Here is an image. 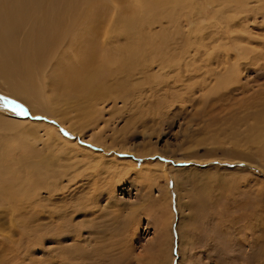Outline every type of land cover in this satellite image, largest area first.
Segmentation results:
<instances>
[{
  "label": "rangeland",
  "instance_id": "1",
  "mask_svg": "<svg viewBox=\"0 0 264 264\" xmlns=\"http://www.w3.org/2000/svg\"><path fill=\"white\" fill-rule=\"evenodd\" d=\"M248 6L253 12L241 19L249 27L243 28L246 35L253 39L246 41L247 51L241 55L247 61L239 58V63L236 55L231 56L239 76H244L241 82L250 79L252 91L232 90L227 96L222 92L217 99L218 94L208 92L216 78L208 79L205 88L199 82L200 75L209 71L208 63L182 87L172 86L168 70L159 76L165 88L151 78L137 77L127 84L126 96L112 93L103 101L104 87H93L98 102L82 111L91 117L68 110L64 114L70 122L61 124L62 131L56 124L60 136L75 133L78 150L66 158L71 161L65 167L70 173L54 178V183L48 179L53 190L41 188L33 202H16L24 203L16 210L1 200L0 264H71L65 255L78 245L84 256L74 258L73 264H264V141L260 148L249 138L264 131L249 128L264 108V71L258 69L264 63V46L258 42L264 40V11H258L256 0ZM211 9L215 16L216 9ZM110 11L108 24L116 13ZM198 12L192 13V36L200 34L199 23L210 22L208 12L200 8ZM150 13L141 17L153 19L146 24L151 20L152 28L159 30L161 24ZM169 28L175 54L179 48L175 47L184 41L176 33L179 27ZM212 35L206 41L215 44ZM218 46L201 50L215 55L222 49ZM253 48L263 56L256 57ZM195 49L191 43L186 64L193 60ZM78 62L84 76L77 84L93 81V61L80 57ZM216 73L219 76L217 69ZM9 82V76L0 75L2 109L29 112L20 98L10 95ZM42 83L46 94L56 87L46 74ZM28 119L40 129L48 125L46 115ZM47 223L55 224L59 237L45 227Z\"/></svg>",
  "mask_w": 264,
  "mask_h": 264
},
{
  "label": "bare ground",
  "instance_id": "2",
  "mask_svg": "<svg viewBox=\"0 0 264 264\" xmlns=\"http://www.w3.org/2000/svg\"><path fill=\"white\" fill-rule=\"evenodd\" d=\"M251 1L254 0H137L133 4L130 0H0V33H3L0 37V75L10 77L7 88L10 95L20 98L30 109L27 110L29 112L20 114L6 107L7 110L4 111L0 106V204L1 200H5L13 204L16 210L24 205L16 202H33L35 194L38 192L39 195L41 188L49 192L53 190L52 184L48 183L50 180L54 183V178L70 173L65 167L71 161L66 158L69 152L78 150L74 141L75 133L73 131L67 133L69 136H60L56 124L62 131L61 124L70 122L65 117L66 111L75 110L81 116L82 111L92 109V105L98 102V92L93 87H104L105 91L100 92L103 101L112 93L126 96L127 84L137 77L141 80L151 78L158 87L165 88V82H162L165 81L164 78H159L160 72L165 70L170 71L166 75L173 79L172 86L182 87L185 81L198 77L196 73L199 67L208 63L209 71L200 75L203 77L199 82H203L201 88H205L208 79L216 78V84L208 92L218 94L217 99L223 93L224 96L231 95V92H235L232 90L252 91L249 84L251 80L241 82L244 76H239L240 69L231 56L234 54L242 60L241 55L247 51L246 41L253 40L243 29L249 27L241 21L253 12L252 7L248 6ZM256 1L261 8L258 11H264V0ZM114 3H117V7ZM212 6L216 9L212 12L215 16L209 11H212ZM199 8L208 12L210 22L205 25L199 23L197 30L200 34L192 36V13L198 15ZM112 9L116 13L112 14L114 18L108 24L106 19ZM149 13L156 24H161L159 30L152 28L153 21H150L153 19L141 17ZM147 19H151L150 24H146ZM182 21L185 23L183 26ZM186 21L190 23V27ZM146 26L152 29L147 32ZM171 26L179 27L176 33L184 41L182 44L178 42L180 45L175 47H179L175 54L171 51L174 49L172 33L169 31ZM205 31L208 32L204 33ZM211 33L215 44L222 48L215 55L204 51L205 49L201 50L215 45L206 41L211 38ZM258 42L264 46V40ZM191 43L196 46L195 56L186 64ZM254 48L252 52L256 57L263 56ZM80 57L92 60L95 65H92L91 71L94 80L86 79L79 86L77 79L84 76L83 66L78 62ZM261 65L263 66L259 65L257 68L264 71V63ZM160 66L161 69H155ZM47 69L51 71L46 73ZM44 74L55 81L56 87L51 94L45 93L42 83ZM70 79L75 80L67 83ZM5 81H8L7 77ZM140 86L142 83L137 89L141 90ZM148 86L151 87L150 84ZM185 87L190 88L189 85ZM89 91L91 94H88ZM34 114L46 115L48 125L40 129L37 124L30 123L28 116ZM82 115L84 118L91 117L88 112ZM255 122L249 126L250 129L258 127L261 130L264 127V108L256 116ZM73 128L76 129L74 126ZM254 133L249 138L257 141L261 148L264 131ZM47 224L45 227L59 237L58 228L53 226L55 224ZM79 247L81 246L67 251L65 256L69 263L73 264L74 258L84 256Z\"/></svg>",
  "mask_w": 264,
  "mask_h": 264
},
{
  "label": "snow or ice",
  "instance_id": "3",
  "mask_svg": "<svg viewBox=\"0 0 264 264\" xmlns=\"http://www.w3.org/2000/svg\"><path fill=\"white\" fill-rule=\"evenodd\" d=\"M11 103L15 104V102H11ZM17 107H21L22 108V106H20V105H17ZM20 114H23V112H21Z\"/></svg>",
  "mask_w": 264,
  "mask_h": 264
}]
</instances>
